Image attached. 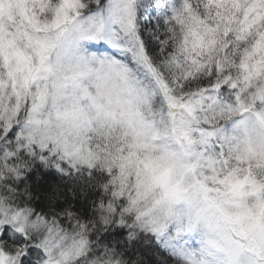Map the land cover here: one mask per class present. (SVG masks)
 Masks as SVG:
<instances>
[{
	"label": "snow or ice",
	"instance_id": "6c2138e0",
	"mask_svg": "<svg viewBox=\"0 0 264 264\" xmlns=\"http://www.w3.org/2000/svg\"><path fill=\"white\" fill-rule=\"evenodd\" d=\"M0 264H264V0H0Z\"/></svg>",
	"mask_w": 264,
	"mask_h": 264
}]
</instances>
